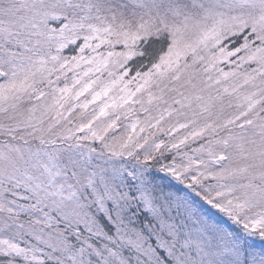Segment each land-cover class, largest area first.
I'll use <instances>...</instances> for the list:
<instances>
[{
	"label": "snow or ice",
	"instance_id": "obj_1",
	"mask_svg": "<svg viewBox=\"0 0 264 264\" xmlns=\"http://www.w3.org/2000/svg\"><path fill=\"white\" fill-rule=\"evenodd\" d=\"M0 264H264V0H0Z\"/></svg>",
	"mask_w": 264,
	"mask_h": 264
}]
</instances>
